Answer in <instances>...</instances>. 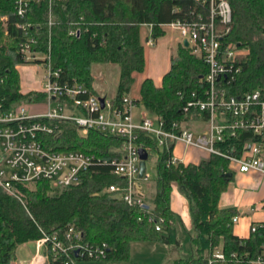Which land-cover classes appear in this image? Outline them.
I'll return each mask as SVG.
<instances>
[{
    "label": "trees",
    "instance_id": "1",
    "mask_svg": "<svg viewBox=\"0 0 264 264\" xmlns=\"http://www.w3.org/2000/svg\"><path fill=\"white\" fill-rule=\"evenodd\" d=\"M228 1L233 10V24L224 42H233L249 51L239 57L242 72L228 90L236 97L258 90L264 93V0ZM205 9L195 0H69L54 4V24L50 27L45 5L34 6L21 19L15 15L14 0H0V101L6 109H11L45 100L43 93L22 91L19 67L24 65V59L20 45L28 34L38 42L35 50L51 51V65L61 70L62 82L77 81L90 94L99 96L94 66L118 64L119 81L110 100L114 107L121 106L124 97L132 91L134 74L145 71L144 26L151 27V37L157 40L165 35V25L195 20ZM5 17L7 22L2 21ZM18 24L26 25L27 29L18 28ZM72 30L80 35H70ZM208 72L202 56L182 43L171 58L170 70L161 86L150 78L145 79L140 99L135 102L160 116L165 131H193V123L200 117L195 115L191 119L184 107L195 97L205 96L206 84L202 78ZM203 118L207 119V113ZM60 128L58 137L40 135L48 150L79 151L108 163L95 162L76 186L56 189L47 180L32 185L16 184L22 201L0 187V264H13L21 245L37 242L45 234L51 238L57 236L70 245L66 233L71 228L81 232L80 242L90 249L108 246L105 257L101 258L92 259L88 255L82 258L72 253L70 258L76 262L129 261L135 242H160L180 252L178 217L171 209L174 183L189 202L193 223L190 251L175 264H252L264 255V223L255 225L257 230L249 239H243L233 230V218L238 212L220 207L221 198L234 179L224 175L235 173L225 156L212 154L199 164L174 161L175 141L168 140L160 146L156 135L139 130L136 143L148 153L147 163L154 161L157 173L154 179L141 180L144 187L141 198L149 206L146 209L138 204L129 205L123 199L128 180L113 172L111 162L124 155L122 138L94 130L84 137L70 121L62 122ZM261 141L252 131L242 129L235 136L226 134L225 140L217 142L215 148L224 155L241 157L247 144ZM113 185L120 191H106ZM47 247L48 264H65L66 256L55 257ZM218 251L223 252L224 259L215 257Z\"/></svg>",
    "mask_w": 264,
    "mask_h": 264
},
{
    "label": "built area",
    "instance_id": "2",
    "mask_svg": "<svg viewBox=\"0 0 264 264\" xmlns=\"http://www.w3.org/2000/svg\"><path fill=\"white\" fill-rule=\"evenodd\" d=\"M67 1L69 0H14L15 15L23 19L34 6L45 5L51 27L54 24V4ZM195 1L206 8L197 15L194 13L195 20L186 19L165 26L178 30L181 40H187L193 53L201 55L203 62L209 67V72L202 78L206 84L205 96L195 97L184 107V112L191 119L198 115L200 118L197 121L205 120L208 128L204 132H167L163 129L164 122L160 116L151 119L145 115L136 122L137 104L129 96H125L123 104L117 107L105 98L103 106L101 97L90 94L85 85L77 81L62 82L61 70L53 69L51 65V51L42 53L35 50L38 43L36 38L26 34L20 45L24 65L35 64L44 68L41 90L36 92L45 94L47 108L43 113L33 114L25 104L6 109L5 104L0 101V187L22 201L15 188L16 184L32 185L39 180H47L56 189L76 186L81 183L82 174L90 170L95 162L108 163L95 155L79 151L48 150L40 135L58 137L61 134L60 124L65 121L75 123L80 135L84 137L94 130L123 139L124 155L120 160L112 161L111 165L115 175L128 180L122 197L129 205H144L140 196L144 195V187L139 186L140 147L136 143L139 130L156 135L160 146L173 140L176 145L183 144L187 148L205 151L210 155L225 156L238 172L255 171L264 175V93L258 90L244 97H236L228 90V86L242 72V66L238 65L239 57L249 53L233 42H224L233 24L231 4L228 0ZM7 20L8 18H3L4 22ZM17 27L24 31L27 29L24 24H18ZM70 35H80V32L72 30ZM148 44H154V40L151 38ZM204 113H207V119L203 118ZM242 129L252 131L262 141L247 144L241 157L227 156L216 150L215 144L223 142L226 134L235 136ZM174 161H177L175 157ZM148 178L146 175L144 179ZM106 191L118 192L120 188L113 185ZM239 220L240 217L235 216L233 225L238 224ZM157 230H161L159 225ZM256 230L257 226H253L252 232ZM66 238L70 240V245L57 236L51 238L46 234L37 243L39 246H49L55 257L66 256L68 259L65 264H76L70 258L76 252L82 258L85 255L92 259L105 257V250L108 248L106 244L90 249L80 242L81 232L72 228L66 233ZM215 257L224 259L225 256L219 251ZM252 264H264V255L252 261Z\"/></svg>",
    "mask_w": 264,
    "mask_h": 264
},
{
    "label": "crops",
    "instance_id": "3",
    "mask_svg": "<svg viewBox=\"0 0 264 264\" xmlns=\"http://www.w3.org/2000/svg\"><path fill=\"white\" fill-rule=\"evenodd\" d=\"M169 26H164L165 35L154 40L151 37V27L144 26L143 42L145 45L146 67L143 73H135L141 75L129 95L132 99L138 101L140 99V90L145 79H152L157 86H161L164 75L170 70L171 58L178 50L179 42H181L180 34L173 29L172 37L166 38ZM178 31V30H177ZM148 37L147 42L146 38ZM154 40V44L149 45L150 39ZM21 74V87L24 93L32 91H40L45 72L39 81L33 80L28 74L22 75L21 66L19 67ZM135 83V82H134ZM26 85L27 91H24L23 85ZM134 85V84H133ZM96 88V86H95ZM97 90V89H96ZM98 92V91H97ZM99 95V93H98ZM115 96L111 97V99ZM100 97V96H99ZM102 97V96H101ZM45 101V100H44ZM29 104L31 106L45 105V102ZM27 106V105H26ZM139 106V105H137ZM35 108V107H33ZM36 109V108H35ZM46 111V108H45ZM43 113V112H37ZM36 114V113H33ZM148 116L147 112L140 111L135 113V121L138 122L143 116ZM205 125L201 127V125ZM207 123L205 120L195 121L193 123V132L196 134L206 130ZM174 157L184 164H199L202 160L209 159L210 154L197 150L195 148H187L183 144H178L174 150ZM233 181L229 186V190L223 194L220 207L222 209H235L240 217L239 223L233 225L234 234L249 239L252 235V228L255 225L264 223V175L255 171L249 173H241L234 170ZM148 175V173L146 174ZM149 177V175H148ZM150 178V177H149ZM139 186L142 187L140 183ZM144 189V188H143ZM144 190L142 191V193ZM171 209L177 215L178 235L182 243V250L179 252L173 246H167L160 242H135L131 248V258L126 262L108 263L106 261H87L80 260L76 264H175L179 258L190 251V233L193 230V223L190 214L189 202L182 195L176 183L173 184V192L171 195ZM35 244V249L29 247L27 255L29 259L19 258V249L16 261L13 264H48L50 251L47 246H39L37 242H29L24 245ZM46 248L45 257L42 255V248ZM219 252V251H218Z\"/></svg>",
    "mask_w": 264,
    "mask_h": 264
},
{
    "label": "rangeland",
    "instance_id": "4",
    "mask_svg": "<svg viewBox=\"0 0 264 264\" xmlns=\"http://www.w3.org/2000/svg\"><path fill=\"white\" fill-rule=\"evenodd\" d=\"M3 21V20H2ZM172 28H168L167 34H166V38L169 39L170 37H172ZM175 32L178 34H180L179 31L175 30ZM181 37V36H180ZM182 40L181 42H179V47L178 50L182 44ZM178 50L175 51V55L177 54ZM21 71H22V75L26 74V72L28 71V74L30 76H32L33 80L35 81H39L41 79V76L43 75V73L45 72L44 68L42 66H38L35 64H25L21 66ZM119 74H120V67L118 64H114V63H109V64H96L94 66L93 69V75L95 78V86H96V91H98L97 93H99V96L101 97H105L108 100L111 99V97L114 95V93L116 94V89H117V85H118V81H119ZM141 75H137L135 83L133 85V87L135 86V84L137 83L138 78ZM23 89L24 91H27V87L24 84L23 85ZM35 107V108H33ZM27 108L29 110L30 113H37V112H45V108H47L46 105H40V106H31V105H27ZM140 111H144L147 112V115L149 118L154 119L156 115L152 114L151 112L147 111L145 109V107L139 105L136 107L135 109V113L138 114ZM201 125V124H200ZM201 127L205 128V125H201ZM206 127L208 128V126L206 125ZM206 128V129H207ZM147 173L149 175L150 178L154 179L156 177V168H155V163L154 161H151L149 163H147ZM29 247H32V249H35V244H30V245H21L18 249V256L20 258V260L22 261V258L29 259V256L27 255V251L29 249ZM45 250L46 248H42V255L45 257ZM182 257H187V253L182 255Z\"/></svg>",
    "mask_w": 264,
    "mask_h": 264
},
{
    "label": "water",
    "instance_id": "5",
    "mask_svg": "<svg viewBox=\"0 0 264 264\" xmlns=\"http://www.w3.org/2000/svg\"><path fill=\"white\" fill-rule=\"evenodd\" d=\"M183 45H184V47L188 48L189 47V42L187 40H185L183 42ZM100 100H101L102 105L104 106L105 98L101 97ZM139 155H140V160H141L140 161L139 179L143 180L145 178L146 174H147V161L149 159V155L142 148H140V150H139ZM224 177L232 178L233 177V173L225 174ZM140 196L143 197L144 195L141 194ZM143 207L146 208V209H149V206L147 204H144ZM76 254H78V252H76Z\"/></svg>",
    "mask_w": 264,
    "mask_h": 264
}]
</instances>
